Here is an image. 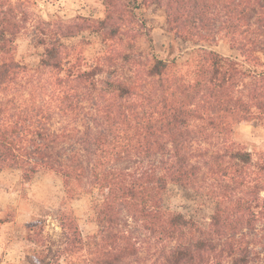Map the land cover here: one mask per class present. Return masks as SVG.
Listing matches in <instances>:
<instances>
[{
	"label": "trees",
	"instance_id": "1",
	"mask_svg": "<svg viewBox=\"0 0 264 264\" xmlns=\"http://www.w3.org/2000/svg\"><path fill=\"white\" fill-rule=\"evenodd\" d=\"M103 1V18L39 20L32 67L16 40L36 3L0 0V171L62 179L56 263L132 264L139 226L168 245L156 264H264V162L232 139L236 125L264 119V0ZM142 5L162 8L167 32L195 46L184 60L126 47ZM83 32L103 43L89 61L64 41ZM221 38L242 61L213 48ZM170 184L206 191L208 224L164 205ZM89 187L98 230L85 238L70 202ZM28 238L44 241L35 221ZM44 252L29 264H51Z\"/></svg>",
	"mask_w": 264,
	"mask_h": 264
},
{
	"label": "rangeland",
	"instance_id": "2",
	"mask_svg": "<svg viewBox=\"0 0 264 264\" xmlns=\"http://www.w3.org/2000/svg\"><path fill=\"white\" fill-rule=\"evenodd\" d=\"M32 17L16 40V58L35 67L41 58L44 46L36 24L39 20L68 24L78 16L103 18L106 8L103 0H33ZM134 25L136 42L126 44L151 56L161 58L183 57L195 47L189 42L175 39L166 30L165 14L155 5H142L135 10ZM72 48L75 57L88 61L98 55L103 43L98 35L83 32L64 39ZM213 48L225 56L243 60L238 51L232 49L225 38L217 41ZM183 57L182 60H184ZM232 139L252 153L255 163L264 162V119L236 125ZM264 194V192H263ZM64 186L55 174H40L33 180H23L21 171L14 168L0 171V259L2 264H29L28 256L45 251L51 264H68L61 257L56 263V254L62 249V227L60 215L64 209ZM98 191L87 188L70 206L85 238L97 233L95 205ZM164 205L183 213L201 224H208L215 209V202L204 190L184 188L170 184L164 195ZM43 228L44 241L40 244L28 238V224L34 222ZM264 243V223L258 226ZM139 247L138 256L132 264H156L168 249L141 227L134 231ZM45 244V246H44ZM51 247L52 251L48 252Z\"/></svg>",
	"mask_w": 264,
	"mask_h": 264
}]
</instances>
